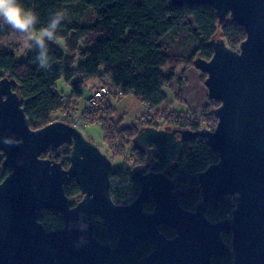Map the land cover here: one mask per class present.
Here are the masks:
<instances>
[{"label": "water", "instance_id": "water-1", "mask_svg": "<svg viewBox=\"0 0 264 264\" xmlns=\"http://www.w3.org/2000/svg\"><path fill=\"white\" fill-rule=\"evenodd\" d=\"M175 6L211 5L219 18L230 17L246 30L239 50L224 39H212L210 60L197 58L196 69L207 75L208 96L221 104L214 114L216 128L144 129L135 142L147 153L144 166H134L141 183L137 198L114 203L110 191L113 163L74 125L55 121L32 129L22 100L9 77L0 79V159L11 173L0 184V264H106L112 254L129 256L144 241L154 250L138 264H211L234 253V264H264V0H171ZM180 135V136H179ZM199 135L220 155L217 163L191 176L200 185L202 200L195 211L181 207L187 188L163 172L148 170L152 155L172 166L183 141ZM72 146L70 165L43 158ZM74 178L82 191L77 203L64 185ZM234 197L232 215L213 222L208 209ZM155 202L153 212L144 210ZM59 212L64 226L46 231L38 221L42 211ZM117 235V243L94 236L93 217ZM165 226L176 231L167 238ZM231 235V245L223 240Z\"/></svg>", "mask_w": 264, "mask_h": 264}, {"label": "trees", "instance_id": "trees-1", "mask_svg": "<svg viewBox=\"0 0 264 264\" xmlns=\"http://www.w3.org/2000/svg\"><path fill=\"white\" fill-rule=\"evenodd\" d=\"M20 3L39 17L37 31L47 26L55 12L62 11L64 14L57 36L58 40L65 41L68 53L53 43L56 41L48 42L49 63L45 67H40L37 60L38 49L31 48L26 59L21 60L17 59L16 49L0 51V72L12 81L14 91L18 92L22 100L29 125L35 130L58 120L55 115L65 106L62 101L64 96L57 92L60 80L70 85L68 98L71 101L85 97L87 100L92 94L87 95L88 85L97 80L103 86L113 88L123 95L135 96L150 111L147 113L151 114L148 122L155 117L164 116L168 111L162 110L160 113L158 110L167 99L164 89L175 77L184 74L180 70L182 65L193 66L196 58L210 60L214 54L210 42L216 39L217 34L233 50H239L247 36L245 28L230 17L220 22L215 9L207 4L175 6L171 0H20ZM82 5L85 9L92 8L94 16L91 23L74 17V7L78 6L83 11ZM9 32L10 28L7 26L0 28V40ZM182 34L183 39L178 40L177 37ZM178 41L182 43L178 44ZM188 42L191 54L186 58L176 55L177 51L171 48L183 47ZM204 76L207 78V75ZM118 97L121 99L123 96ZM220 104V101L208 98L203 110L205 119L216 121L214 111ZM89 109L87 114L91 120L95 119L103 126H115L110 132L105 127L104 136V141L110 144L115 154L123 156L130 149L132 158L136 153L135 165L147 161L144 150L136 145L131 148V140L135 139L141 128L133 125L119 130L117 126L120 123L111 119L115 110L108 103ZM152 112L155 113L153 117ZM164 118L168 119L166 116ZM189 128L195 132L200 129L197 123ZM115 137L119 139V143H115ZM67 146L66 157L61 159L64 168L70 165L72 153V146ZM153 160L158 161L153 169L155 172H166L177 188H187L179 198V203L185 210L195 211L202 200V191L200 185L191 180V176L217 163L220 155L206 139L194 135L183 141L176 165L169 167L156 154L153 155ZM2 163L3 159H0V184L11 173V169L3 168ZM132 168L113 167L110 191L117 205L131 203L141 190V183L135 179ZM64 189L67 197L73 200L82 196L80 186L74 178L65 183ZM235 206L234 197L227 196L217 208L208 209L207 217L213 222L227 219ZM154 209L155 202L149 198L144 210L153 212ZM38 221L46 230H57L64 226L62 215L54 211H42ZM93 225L94 236L99 242L116 245L117 235L106 229L100 217H93ZM160 230L169 239L176 236V231L171 228L162 226ZM231 239V235H223V240L229 246ZM154 247L151 241L141 242L133 254L123 256L114 253L106 264H138L152 253ZM211 264H234V253L231 251L225 257L213 258Z\"/></svg>", "mask_w": 264, "mask_h": 264}, {"label": "rangeland", "instance_id": "rangeland-1", "mask_svg": "<svg viewBox=\"0 0 264 264\" xmlns=\"http://www.w3.org/2000/svg\"><path fill=\"white\" fill-rule=\"evenodd\" d=\"M81 7L83 8V11L78 6L74 7V12L76 13L74 17L79 21L81 20L86 23H91L93 21L94 16L93 12L91 11L92 8L85 9L83 5ZM183 36L184 34L178 36L177 39L181 40L183 39ZM220 38V35L217 34L216 39ZM182 41H178V44L182 43ZM53 43L58 46L62 51L68 53L65 41L63 39H59ZM189 44L190 42H188L183 47H179L180 49L174 46L171 48H174L177 51L176 55L180 54L183 58H186L191 54L189 51ZM15 49L17 50V59L21 60L26 59L25 57L27 53H29L31 48L24 46V41L22 40V38L10 29L9 34L0 40V51H8ZM173 52L176 53L175 51ZM180 70H182L184 74L175 77L172 81L167 84L164 89L167 99L158 107L160 113L163 112L162 110L168 111L165 112L164 115L168 119L164 118V116L161 115L155 117V119H152V121L148 122L147 119L150 117L151 114H147L149 110L139 100H137L135 96H126L120 94L117 90L113 88L110 89L107 87L110 90V95L107 98V101H105V103L110 104V107L115 110L113 118L111 119L115 123H120L118 124L117 128L120 130L122 127L136 125L141 128L138 132L139 134L140 131L150 128H156L159 130H170L174 128L191 130L189 127H192V125H196L197 123L200 128L199 131L202 129H215L218 123V119L216 118V121H212L213 119L209 121L207 120L208 118L205 119V116H203V110L206 107L209 98L208 89L205 86V80L207 78H205L204 75L206 74H203L201 71L196 69L194 64L190 67H185L184 65H182L180 67ZM0 76L1 78L8 77L5 76L3 72H0ZM100 86H103V84L97 80L90 82L88 85L89 92H87V95L90 93L91 89L95 90ZM57 92L64 96L62 101L64 102L65 106L62 111L56 113L55 116L58 117V120L56 121L66 122L68 124L76 126L88 141L96 145L104 154L109 157V159H111L114 168H122L124 166L134 167L133 165H135L136 162V153L134 154V158L131 157L132 150L130 149L126 151L125 155L123 156L115 154L110 148V144L107 141H104L105 127L110 132L113 131L112 128H115V126H103L99 121H96L95 119L91 120V117L87 114V111L90 109L88 108V105L85 102L86 97L81 98L79 100L71 101L68 98V95H70L71 92V88L70 85L67 84L64 80H60L57 83ZM117 95L123 97L119 99ZM171 112H174L176 114H171ZM153 116H155V113L152 112V117ZM147 124H150L151 126H147ZM135 139L133 141L131 140V148L132 146L136 145L140 149L144 150L135 142ZM115 143H119L118 138H116ZM67 149L68 146L65 145L61 147L56 154H52L51 151H48L44 153L42 157H47L48 159H54L55 161H59L60 158L62 159L66 157L65 153ZM153 162L154 160L152 155L151 165L148 170H153L158 165V161H155L154 163ZM145 164L146 162L144 164L135 166H144ZM167 165L169 167L173 166H170L169 164ZM82 196L75 198L73 201L77 203L79 200H81Z\"/></svg>", "mask_w": 264, "mask_h": 264}, {"label": "clouds", "instance_id": "clouds-1", "mask_svg": "<svg viewBox=\"0 0 264 264\" xmlns=\"http://www.w3.org/2000/svg\"><path fill=\"white\" fill-rule=\"evenodd\" d=\"M64 19L62 11L52 14L47 26L37 31L39 17L25 9L20 0H0V28L7 26L24 41V46L38 49L40 67L49 63L48 42L57 41V30Z\"/></svg>", "mask_w": 264, "mask_h": 264}, {"label": "built area", "instance_id": "built-area-1", "mask_svg": "<svg viewBox=\"0 0 264 264\" xmlns=\"http://www.w3.org/2000/svg\"><path fill=\"white\" fill-rule=\"evenodd\" d=\"M119 93L122 94L121 92ZM109 95H110V90L107 87L100 86L92 92L90 97H88V99L86 100V103L89 108L96 109L102 103L107 101V98L109 97Z\"/></svg>", "mask_w": 264, "mask_h": 264}, {"label": "flooded vegetation", "instance_id": "flooded-vegetation-1", "mask_svg": "<svg viewBox=\"0 0 264 264\" xmlns=\"http://www.w3.org/2000/svg\"><path fill=\"white\" fill-rule=\"evenodd\" d=\"M153 155H154V154H153ZM154 162H155V161H154ZM154 162H153V163H154ZM150 170H151V169H150ZM132 202H133V201H132ZM132 202H131V203H132ZM39 216H40V215H39ZM60 229H61V228H60ZM57 230H58V229H57ZM46 231H56V230H46Z\"/></svg>", "mask_w": 264, "mask_h": 264}, {"label": "crops", "instance_id": "crops-1", "mask_svg": "<svg viewBox=\"0 0 264 264\" xmlns=\"http://www.w3.org/2000/svg\"><path fill=\"white\" fill-rule=\"evenodd\" d=\"M93 86H94V85H93ZM93 91H94V89H91V91H90V93H89V94H91ZM85 102H86V98H85Z\"/></svg>", "mask_w": 264, "mask_h": 264}]
</instances>
